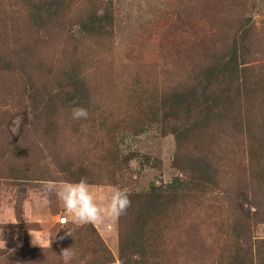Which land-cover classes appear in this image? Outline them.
Here are the masks:
<instances>
[{
    "label": "rangeland",
    "instance_id": "rangeland-1",
    "mask_svg": "<svg viewBox=\"0 0 264 264\" xmlns=\"http://www.w3.org/2000/svg\"><path fill=\"white\" fill-rule=\"evenodd\" d=\"M102 15L103 28H90ZM230 45L249 68L246 87L259 81L254 110L264 121V0H0V264H63L70 247L71 264H118L119 248L131 250L125 242L138 247V264H232L243 254L254 263L264 190L254 189L247 142L225 121L228 110L198 143L211 174L149 212L142 238L129 233L142 210L135 194L187 180L169 121L154 124L152 105L178 85L198 87ZM74 100L87 120L71 118ZM129 151L145 157L123 162ZM81 179L102 224L71 223L43 191ZM114 189L130 193L135 213L125 220L108 211Z\"/></svg>",
    "mask_w": 264,
    "mask_h": 264
},
{
    "label": "trees",
    "instance_id": "trees-1",
    "mask_svg": "<svg viewBox=\"0 0 264 264\" xmlns=\"http://www.w3.org/2000/svg\"><path fill=\"white\" fill-rule=\"evenodd\" d=\"M104 17L102 15L94 19L90 28L98 31L102 29L104 24L100 25V22L104 20ZM238 56V46L230 45L227 52L208 63L204 70L203 83H199L198 87L187 84L178 85L152 105L151 121L154 124L159 125L163 121H169L168 130L175 141V164L179 171L186 173L187 180L182 181L179 177H174L165 184L151 183L144 191L135 194L138 205H142V210H138L136 223L129 226V233L136 234L135 240L142 238L144 222L149 218L148 213L158 208L162 204L161 201L184 193L186 187L194 185L195 181H204L206 173L211 174L213 169L204 159L203 150L198 143L202 142V139L208 141L211 124L218 122L219 115L223 118L222 114H227L228 111L231 116L224 118L225 121L234 132L246 139L247 159L253 167L250 173L251 181L259 182L254 189L264 190V121H262L261 112L257 113L254 110L255 101L262 97L261 89L258 86V80L255 81L257 88L251 81L250 87H246L245 71L249 68L241 65L244 61L238 62ZM250 69H252L251 65ZM189 145H191L190 148H188ZM140 156L142 155L129 151L122 155L121 159L123 162L132 159L138 161ZM262 202L264 206V197ZM133 208L132 203L126 214L135 213ZM254 208L257 212H261V216H258L259 221L264 223V207L254 206ZM126 214L121 215L122 218ZM125 240L122 236L121 242ZM124 244L131 250H125L123 245L119 248L118 264H138L140 259L134 257V255H140L138 247L127 242ZM255 252L254 263L250 262V255L243 254L234 255L232 264H264V248L256 249Z\"/></svg>",
    "mask_w": 264,
    "mask_h": 264
},
{
    "label": "clouds",
    "instance_id": "clouds-1",
    "mask_svg": "<svg viewBox=\"0 0 264 264\" xmlns=\"http://www.w3.org/2000/svg\"><path fill=\"white\" fill-rule=\"evenodd\" d=\"M73 105H77L75 100L73 101ZM88 117L89 113L86 108L77 105L71 110V118L73 120H87ZM43 191L46 194H56L57 198L63 203L65 211L70 214L71 223L82 226L85 224H102L104 222L101 203L98 202L85 179H81L78 182H67L60 188L54 182H46L43 185ZM131 203L130 193L127 190L114 189L108 201L107 208L113 218H119L121 215L126 214L128 208L131 207ZM65 235L71 236L74 239L71 230H66ZM53 238L49 237L44 243L51 247ZM33 243L39 245L34 239ZM0 244L5 246L3 239L0 240ZM60 256L63 259V264H71L76 253L70 247L63 249ZM87 260L88 257H85L79 261V264H87Z\"/></svg>",
    "mask_w": 264,
    "mask_h": 264
}]
</instances>
